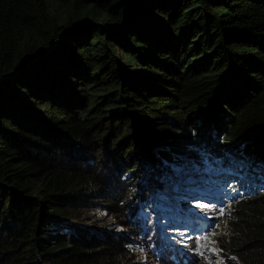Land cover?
Wrapping results in <instances>:
<instances>
[{
	"label": "trees",
	"instance_id": "16d2710c",
	"mask_svg": "<svg viewBox=\"0 0 264 264\" xmlns=\"http://www.w3.org/2000/svg\"><path fill=\"white\" fill-rule=\"evenodd\" d=\"M182 162L240 173L216 264H264V0H0V264H136L86 222Z\"/></svg>",
	"mask_w": 264,
	"mask_h": 264
},
{
	"label": "rangeland",
	"instance_id": "374dc122",
	"mask_svg": "<svg viewBox=\"0 0 264 264\" xmlns=\"http://www.w3.org/2000/svg\"><path fill=\"white\" fill-rule=\"evenodd\" d=\"M185 164L179 163L167 174L166 182L170 183V188L161 186L160 190L152 192L151 200L142 207L143 212H130L127 209V214L138 222V233L135 229H129L131 226L125 229L122 226L125 224H121L118 218L104 209L92 211L91 218L86 223L101 230H110L115 235L117 232H124L126 238L123 237L122 242L130 250L131 263H218L220 255L217 238L223 236L228 225L226 219L220 216L221 209L232 214L224 205L232 204L237 194L229 197L210 188L230 179L233 186H229V190L234 189L235 185L236 190L241 188L243 191L242 178L239 172L224 165L219 166V171L215 174L207 176L201 170L191 172L193 168L190 170ZM146 191L151 192L149 189ZM163 194L166 195L161 196ZM216 194L222 195L223 199L210 198ZM127 214L124 216L126 220ZM209 220L213 223L208 225ZM216 224L219 226L215 229Z\"/></svg>",
	"mask_w": 264,
	"mask_h": 264
},
{
	"label": "clouds",
	"instance_id": "9594fccd",
	"mask_svg": "<svg viewBox=\"0 0 264 264\" xmlns=\"http://www.w3.org/2000/svg\"><path fill=\"white\" fill-rule=\"evenodd\" d=\"M227 182H230V179L226 180V182L218 187L212 188V191H217L218 193L224 194V195H228L229 197H231L234 194H242L244 192V190L242 191L241 188H238L237 190L235 189V185H234V189H230L229 190V186H231V182L230 184L227 185ZM218 195V194H216ZM216 195L210 198H216ZM223 199V196L220 195Z\"/></svg>",
	"mask_w": 264,
	"mask_h": 264
},
{
	"label": "snow or ice",
	"instance_id": "6c2138e0",
	"mask_svg": "<svg viewBox=\"0 0 264 264\" xmlns=\"http://www.w3.org/2000/svg\"><path fill=\"white\" fill-rule=\"evenodd\" d=\"M223 212H224V210L221 209V215H223ZM203 239H207V237H203ZM213 251H215V249H213ZM233 259H235V258L233 257Z\"/></svg>",
	"mask_w": 264,
	"mask_h": 264
}]
</instances>
